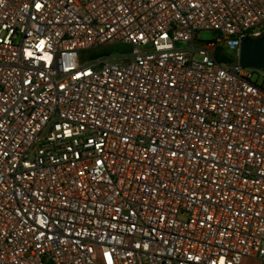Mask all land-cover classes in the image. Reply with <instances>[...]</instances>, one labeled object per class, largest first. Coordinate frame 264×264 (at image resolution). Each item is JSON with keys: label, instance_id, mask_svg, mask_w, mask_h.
Instances as JSON below:
<instances>
[{"label": "built area", "instance_id": "1", "mask_svg": "<svg viewBox=\"0 0 264 264\" xmlns=\"http://www.w3.org/2000/svg\"><path fill=\"white\" fill-rule=\"evenodd\" d=\"M262 35L264 0H0V264H264Z\"/></svg>", "mask_w": 264, "mask_h": 264}, {"label": "water", "instance_id": "2", "mask_svg": "<svg viewBox=\"0 0 264 264\" xmlns=\"http://www.w3.org/2000/svg\"><path fill=\"white\" fill-rule=\"evenodd\" d=\"M240 64L245 68L264 70V35L243 40Z\"/></svg>", "mask_w": 264, "mask_h": 264}, {"label": "rangeland", "instance_id": "3", "mask_svg": "<svg viewBox=\"0 0 264 264\" xmlns=\"http://www.w3.org/2000/svg\"><path fill=\"white\" fill-rule=\"evenodd\" d=\"M201 39L203 41H212L216 38V33L213 31H202L201 32ZM187 44L185 43H179V46H186ZM132 53V47L127 45V44H112V45H107L104 47H99V48H93L89 49L83 52L82 56L84 57V60L88 61L91 58H95L98 56H122V55H129ZM261 84L264 85V78H257Z\"/></svg>", "mask_w": 264, "mask_h": 264}, {"label": "trees", "instance_id": "4", "mask_svg": "<svg viewBox=\"0 0 264 264\" xmlns=\"http://www.w3.org/2000/svg\"><path fill=\"white\" fill-rule=\"evenodd\" d=\"M218 58H219V60H224V58H223V57H221V56H220V57H218Z\"/></svg>", "mask_w": 264, "mask_h": 264}]
</instances>
